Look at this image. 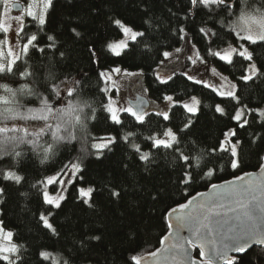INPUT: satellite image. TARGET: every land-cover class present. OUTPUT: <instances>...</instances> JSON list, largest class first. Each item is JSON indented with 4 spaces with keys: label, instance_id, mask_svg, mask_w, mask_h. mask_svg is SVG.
I'll return each instance as SVG.
<instances>
[{
    "label": "snow or ice",
    "instance_id": "snow-or-ice-1",
    "mask_svg": "<svg viewBox=\"0 0 264 264\" xmlns=\"http://www.w3.org/2000/svg\"><path fill=\"white\" fill-rule=\"evenodd\" d=\"M58 0H31L25 7L20 0H0V179L10 181L13 185H26L34 189V195L38 198L42 210L36 217L37 224L45 234L59 237L60 233L54 226L52 218L62 211V205L69 199V188H72L73 202L87 206L89 209L95 207L93 193H97L96 187H80L77 181L84 179L83 160L89 155H95L96 159H102L105 150L111 152L113 145L117 144L116 137L101 138L100 143L90 144L87 132V121L94 118L96 108L94 102L87 98V85L81 80L73 79L71 85L58 76V70L65 63L64 51H58V41L54 35L48 34L47 26L50 23L51 13L55 10ZM183 15L179 12L169 10V20L175 25L170 28L172 36L179 46L174 50H159L162 59L157 61V67L153 69L155 80L160 85H169L174 81L177 68H171L167 74L161 72V68H169L171 63L179 64L183 60L190 62L185 64V70L180 76L192 85H200L209 89L221 99L215 103V113L219 117L235 122V127L230 126L229 131L223 133V138L207 150L212 160L226 161L229 170L235 171L242 166L240 152L237 145L241 141L237 137V127L243 129L249 124L244 118L245 112L251 115L256 113L252 123L257 120L264 125V108H247L241 105V88L254 87L259 84L264 88V61L258 63L257 47L264 48V0L261 7L255 9V14L248 10V0H239L244 4L243 8L237 9L235 0H182ZM18 9V14H13ZM238 11V15H237ZM93 17L107 15L105 21L109 28L115 25L122 30L125 37L130 34L129 41L121 40L119 43L111 44V51L116 56H122L126 60L133 56L136 49L143 45L151 51L148 44L149 39L155 38V28L144 20L147 27L139 30L127 25L121 19H113L111 14L102 13L101 9L93 7L90 10ZM145 16L153 15L151 7L143 10ZM223 16L221 19L220 17ZM200 17L203 25L197 30V35L205 41L203 54L201 50L192 43L188 26L194 18ZM219 23V29L215 25ZM255 23L258 27L253 28ZM83 25V18H78L75 23L69 21V31L74 39L81 37L78 31ZM210 25V26H209ZM227 29V31H224ZM50 42V43H49ZM182 42V43H181ZM129 44L132 47H129ZM216 50H213V49ZM125 50V51H122ZM35 51L45 56L47 66L37 72L29 71L31 53ZM93 62L97 68L101 66V58L96 55V50L88 49ZM211 56L223 66L240 64L243 71L237 78L240 83L238 87L233 83L227 90L224 89L220 73L217 67L209 65L208 57ZM58 57V58H57ZM223 62V63H221ZM203 67H200V66ZM23 66L24 71L20 70ZM208 74L207 77L205 74ZM46 83V95L40 92L41 80ZM120 76L126 78H138L143 72H132L121 67L111 68L108 72L99 71V80L103 81L102 92L107 97L106 103L101 106L110 114L112 123L116 126L124 124L125 119H130L138 128L151 124L148 118H159V123L164 127L162 132H152L143 135L145 144H130L144 170H149L157 163L156 157L171 154L174 160L179 162V180L177 187L181 195L187 196L188 189L195 183L196 169L200 168V160L205 149L199 148L195 141L191 147L182 146V134L186 137L188 129L200 115V103L195 95L187 98L185 102L183 94L180 96L164 94L160 97L165 107L153 104L149 108V102L144 99V93L148 89L140 85L136 90L140 95L136 97V104L122 103L112 93L121 91L117 87ZM23 78L25 82L18 89L9 86L11 80ZM225 79H227L225 77ZM59 80V83H57ZM134 83L139 84L138 79ZM31 85V87L29 86ZM63 85V87H61ZM111 89V91H110ZM34 96L40 103V107H27L22 103V98ZM51 97V99H49ZM234 102L232 113L226 112L227 102ZM63 104V107L56 106ZM224 105V106H222ZM91 110L89 114L86 110ZM173 109L179 110L185 116L182 126L178 131L173 126L166 125L173 119ZM33 122H36L35 125ZM38 131H33V127ZM119 130V129H118ZM63 133V134H61ZM132 132L122 135L121 142H128L133 137ZM50 136V139L46 137ZM236 137L235 141L233 138ZM76 141L79 144V153L75 156L60 161L51 174L41 175L34 183H28L23 172L24 161L29 154L39 157L43 165L50 159H55L66 145ZM96 149L95 153L90 151ZM7 164V166H6ZM128 167L127 164L124 165ZM224 167L209 168L204 175L208 178L223 172ZM134 179V178H133ZM55 185V187H51ZM51 192L55 195L50 194ZM120 190L111 182L101 184L98 194L105 191L113 198H121L124 191L123 185ZM211 193H199L190 197L186 203L179 204L167 213V228L169 229L160 241L162 246L159 250L149 253L154 264H218L223 260L224 264H241L242 254L254 243L264 244V160L260 163V171L257 173H246L237 175L235 179L226 181L224 184H211ZM20 194L28 197L29 193L21 191ZM158 195V193H157ZM6 196L4 187H0V204L4 203ZM156 199V196L152 197ZM4 211L0 209V264H24V253L27 248L22 243H16L13 239L18 234L4 227ZM187 232L189 235H183ZM91 240L99 241L100 236H91ZM81 241V246H84ZM199 247L200 261L193 259L191 249ZM230 253L241 254L240 257L231 256ZM39 258L52 264H61V256H53L48 251L39 252ZM135 264H142V258L133 256ZM143 259H148L144 257ZM63 264H69L63 259Z\"/></svg>",
    "mask_w": 264,
    "mask_h": 264
},
{
    "label": "trees",
    "instance_id": "trees-1",
    "mask_svg": "<svg viewBox=\"0 0 264 264\" xmlns=\"http://www.w3.org/2000/svg\"><path fill=\"white\" fill-rule=\"evenodd\" d=\"M248 3V10L252 12L261 7V0H248ZM149 6L153 15L145 16L143 10ZM235 6L239 9L243 8L244 4L235 0ZM93 7L139 30L147 27L144 20H149L156 33L155 38L148 41L151 51L141 45L134 55L126 60L123 55L113 54L108 49V44L120 38L122 32L115 25L110 28L106 26L107 15L101 14L93 17L90 12ZM183 7L182 0H58L47 26L48 34L54 35L58 41L57 50L65 53V63L59 67L58 76H62L69 85L73 79L83 78V83L87 85L86 96L94 102L93 106L96 108L94 118L87 121L90 144L110 136L116 137L117 144L112 146L113 151L105 150L102 159H96L95 155L84 158V172L81 173L84 179L77 183L80 187L97 188V193H93L95 207L89 209L87 206L73 202V196L77 193H73L72 188L76 185L69 188V199L64 202L66 207L62 205L63 210L52 218L54 226L60 233L59 237L45 234L47 230H42L37 224L36 217L42 208L38 198L34 195V189L24 184L13 185L10 181L0 179V187H4L6 193L4 203L0 204V209H3L5 214L4 227L16 232L18 238H13L15 242L22 243L27 248V252L24 253V264H52L51 260L44 261L39 258L41 251H51L54 256L67 259L69 264H135V261L131 259L133 256L141 257L159 247L160 241L168 231L167 213L170 209L183 204L193 195L207 190L213 183L230 180L260 167L264 157V125L259 120L255 124L252 123L253 118L256 117L255 112L249 115L246 111L244 118L249 120V124L243 129L237 127V137L241 141L237 147L242 149L240 158L243 163L240 168L231 171L226 161L212 160L207 154V150L223 138V133L229 131L230 126L235 127L234 121L221 118L218 113H215L214 105L221 97L200 85H192L180 76L179 73L182 71H177L174 81L169 85H160L154 78L153 69L157 67V61L162 59L159 50L164 49L165 46H167L166 50H173L174 47L179 46L169 31L170 28L175 27L169 20V10L183 15ZM78 18H83V25L78 28L81 37L74 39L69 31V21L75 23ZM220 18L222 19L223 16ZM202 25L203 20L196 17L188 26V31L192 43L203 54L207 38L202 40L197 35V30ZM215 27L219 29V23H216ZM89 47L94 48L96 55L101 58L99 68L93 62L88 51ZM129 47L132 45L129 44ZM256 51L259 58L258 63L264 61V48L257 47ZM208 62L227 74L238 87L240 86L241 82L237 79L243 71L240 64L229 66L224 63L221 66L211 56L208 57ZM29 63L31 67L28 70L37 72L38 75V70L45 69L47 66L45 56L35 51L31 53ZM112 67H121L128 71H142L149 98L161 100L160 97L164 94L163 89L167 94L177 96L183 94L184 99L195 95L201 101L200 115L188 129L189 134L186 137L182 134V146L187 144L191 147L192 142L195 141L199 148L205 149L201 156L200 168L196 169L195 183L188 189L187 196L181 195L177 187L179 162L175 161L171 154L167 157L163 155L156 157L157 163L149 170H144L140 166L143 162L137 160L134 149L129 146L133 143L142 146L145 144L141 133L148 135L152 132H162L164 127L160 125L159 118L150 116L148 119L152 123L138 128L130 119L122 116L124 124L116 126L112 123L110 114L101 106L102 103H106L107 97L102 92L103 81L99 80L98 83V73ZM20 70L24 71L23 66H20ZM9 79L11 80L9 86L13 89H18L25 82L22 77L19 79L9 77ZM43 79L41 75L40 92L46 95L47 85ZM2 82L7 81L0 80V83ZM2 91L0 89V92ZM240 91L243 93L241 105L246 104L247 108L257 106L264 108V88L259 84L254 87L241 88ZM22 103L27 107L41 106L34 96L23 97ZM233 103L232 101L227 102L225 110L229 114L232 113ZM56 106L63 107L64 105L57 104ZM86 111L91 114L90 109ZM173 112L175 113L173 119L164 124L173 126V130L178 131L185 116L177 109H173ZM35 123L33 122L34 125ZM32 130L38 131V127L34 126ZM128 132H132L133 137H130L128 142H121L122 135ZM46 139H50V136ZM235 139L236 137L233 141ZM90 151L95 153L97 150L91 148ZM78 153L79 144L73 141L72 144L65 146L59 156L43 165L39 157L29 154V158L24 161L23 165L26 180L29 184L36 182L41 175L45 174V170L47 174H51L60 161ZM125 164L128 165L127 168L124 167ZM220 165L224 167L223 172L211 178L204 175L209 168ZM109 182L117 186L116 190H120L119 186L123 185L124 191L121 192V198H113L107 191L98 194L100 185ZM21 191L28 192V197L22 196ZM153 196H156V199H153ZM96 235L101 237L99 241L89 239ZM81 241L85 242L83 247ZM195 257H200L198 251H195ZM63 259H61V264H63ZM241 264H264V248L253 247L248 250L242 255Z\"/></svg>",
    "mask_w": 264,
    "mask_h": 264
},
{
    "label": "rangeland",
    "instance_id": "rangeland-1",
    "mask_svg": "<svg viewBox=\"0 0 264 264\" xmlns=\"http://www.w3.org/2000/svg\"><path fill=\"white\" fill-rule=\"evenodd\" d=\"M30 2H31V0H20V3L24 4L25 7ZM13 14H18V11H15L14 10V13ZM253 14H255V12H253ZM121 32H122V36L120 38H118V39H116L114 41H111L108 44V49L110 51H111V49H110V45L111 44L119 43L122 39L125 40L126 42L131 39L130 34H129L128 37H125L122 30H121ZM170 51H172V50H170ZM111 52L113 54H115V52H113V51H111ZM185 64H189V66H190V62H187V61L183 60V58H182V60H181V62L179 64L173 62V63H171V65H170L169 68H163L162 67L161 68V72L164 73V74H167L168 72L171 71V68H177V71H184L185 70ZM209 65L214 66L211 63H209ZM200 67H203V66L201 65ZM112 68H114V67H112ZM109 70L110 69L104 70V71L105 72H108ZM132 72H140V71H132ZM218 72L220 73V77L219 78L213 77V79L214 80L215 79H219V80H222L223 81V83H224V89L223 90H227L228 88L231 87V85L233 83H235L227 74L221 72L220 70H218ZM205 75L207 77L208 74L206 73ZM225 77L227 79H225ZM137 79L139 81V84L134 83V81L137 80ZM140 85H143L145 88H147L146 85H145V81H144V77L143 76L138 77V78H126V77L120 76L118 78V80H117V87H121V91L118 92V93H112V94L114 95L115 98H117L118 100H121L122 103L130 104V101L131 100L135 99V97L137 95H140L141 94L140 92H138L136 90ZM110 91H111V89H110ZM143 95L146 96V97H148V92L147 93H144ZM197 99H199V98L197 97ZM149 100H150V108L152 107L153 104L159 105L160 108H164L165 107V105L162 102V100H155V99H152V98H149ZM185 102H188L187 99H185ZM244 117H245V115H244ZM110 137H113V136H110ZM100 142H102V141L101 140H97V141L93 142L92 144L100 143ZM51 187H55V185H52ZM51 187L49 188L50 194L55 195L54 192H51ZM84 188H87V187H84ZM7 230H9V229H7ZM48 252L54 256V253L53 252H51V251H48Z\"/></svg>",
    "mask_w": 264,
    "mask_h": 264
},
{
    "label": "water",
    "instance_id": "water-1",
    "mask_svg": "<svg viewBox=\"0 0 264 264\" xmlns=\"http://www.w3.org/2000/svg\"><path fill=\"white\" fill-rule=\"evenodd\" d=\"M15 11H19V10L16 9ZM136 97H137V96H136ZM136 97H135V99H133V100L130 101V104H131L133 107H134L135 104H136ZM144 99H145L146 101L149 102L148 106H149V108H150V100H149V98L146 97V96H144ZM263 160H264V157H263ZM259 171H260V167H259L257 170H255V171H250V172L259 174ZM250 172H246V173H250ZM246 173H243V174H241V175H244V174H246ZM233 179H235V177L232 178V179H230V180H233ZM230 180H226V181H230ZM226 181H223V182H220V183H216V184H224ZM211 192H212V188H211V186H210L207 190L202 191V192H199V193H211ZM199 193H197V194H195V195H193V196H197ZM193 196H192V197H193ZM186 202H187V201H186ZM186 202H184V203H186ZM174 208H175V207H174ZM167 219H168V218H167ZM168 231H169V229H168ZM168 231H167V233H168ZM167 233H166L165 235H167ZM182 234H183V235H189L187 232L182 233ZM162 246H167V245H166V244H165V245H161V243H160L159 247H158L157 249H155L154 251L159 250ZM253 247L264 248V244L254 243V244L251 245V247L248 248V250L252 249ZM248 250H247V251H248ZM195 251H198V252L200 253V249H199V247H196V248H194V249H191V255H192L193 259H195V260H197V261H200V260L206 258V257H201V256H200L199 258H196V257H195ZM247 251H246V252H247ZM246 252H245V253H246ZM245 253H243V254H245ZM243 254H242V255H243ZM230 255H231V256H241V254H238V253H230ZM144 257H148V259H143ZM141 258H142V264H154L153 258L149 257V253H148V254H145V255H143V256H141ZM218 264H224L223 260H220V261L218 262Z\"/></svg>",
    "mask_w": 264,
    "mask_h": 264
},
{
    "label": "clouds",
    "instance_id": "clouds-1",
    "mask_svg": "<svg viewBox=\"0 0 264 264\" xmlns=\"http://www.w3.org/2000/svg\"><path fill=\"white\" fill-rule=\"evenodd\" d=\"M252 27H253V28H257L258 26H257L255 23H253V24H252Z\"/></svg>",
    "mask_w": 264,
    "mask_h": 264
}]
</instances>
